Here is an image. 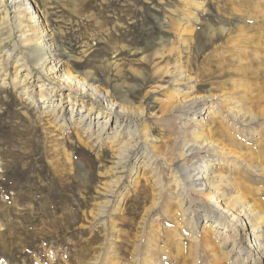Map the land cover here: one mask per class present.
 I'll return each mask as SVG.
<instances>
[{
	"label": "bare ground",
	"instance_id": "bare-ground-1",
	"mask_svg": "<svg viewBox=\"0 0 264 264\" xmlns=\"http://www.w3.org/2000/svg\"><path fill=\"white\" fill-rule=\"evenodd\" d=\"M176 1L164 22L177 41L149 45L142 87L115 98L96 81L67 74L69 55L35 0H0V28L26 50L16 65L30 63L42 79L56 81L54 88L40 80L39 101L25 100L60 127L77 120L88 145L105 141L114 155L106 173L114 175L107 190L114 200L99 211L103 218L110 213L109 229L101 223L106 238L94 246L91 237L72 256L64 248L50 253V264H228L234 257L232 264H264V0L231 8L238 33L206 24L199 34L206 1ZM31 73L12 78L14 90L33 94ZM154 89L162 90L151 99L157 108L145 103ZM76 91L90 96L88 110L71 98ZM152 124L163 129L159 138ZM143 179L157 189L146 215L161 206L165 218L139 223L133 233L120 213L129 188L118 192L124 180L138 191Z\"/></svg>",
	"mask_w": 264,
	"mask_h": 264
},
{
	"label": "rangeland",
	"instance_id": "rangeland-1",
	"mask_svg": "<svg viewBox=\"0 0 264 264\" xmlns=\"http://www.w3.org/2000/svg\"><path fill=\"white\" fill-rule=\"evenodd\" d=\"M205 1L209 12L200 16L203 22L197 25L198 34L206 24L238 33L239 15L231 8L241 9L239 0ZM35 2L55 30L57 46L69 55V58L63 57L68 63L67 74L89 84L96 81L99 90L115 98L127 91L132 96L142 87L139 73L147 69L142 59L149 45L177 41L164 22L169 12L179 5L176 0ZM16 38H8L6 29L0 28V63L12 52L9 63L0 66V264H50V253L61 254L64 248L66 255L72 256L91 237H94V246L106 238L101 223L104 222L105 230L109 229L110 213L103 218L99 211L105 202L114 200L111 191H107L114 175H106L112 173L114 155L110 143L105 141L88 145L89 140L74 127L77 120L73 124L67 121L60 127L25 100L24 97H33L39 101L40 80L46 86H57L56 81L49 83L42 79V73L30 63L27 67L16 65L26 52ZM28 70L32 72L35 86L31 90L33 94L26 95L14 90L12 78L24 76ZM147 92L144 88L143 94ZM160 92V89L150 91L145 103L157 108L151 99ZM60 94L58 91L54 96L56 103L60 101ZM66 95L62 96L65 101ZM71 98L78 103L85 102L86 110L91 104L90 96L80 91ZM132 101L138 103L137 99ZM151 130L158 138L164 134L154 124ZM124 187L129 188L130 194L125 199L124 212L120 213L128 215L133 233L138 232L139 223L165 218L161 206L146 215L157 200V189L152 184L143 179L136 191V186L124 180L116 193ZM120 213L117 218L121 217Z\"/></svg>",
	"mask_w": 264,
	"mask_h": 264
}]
</instances>
